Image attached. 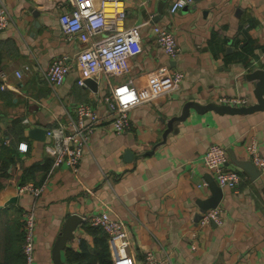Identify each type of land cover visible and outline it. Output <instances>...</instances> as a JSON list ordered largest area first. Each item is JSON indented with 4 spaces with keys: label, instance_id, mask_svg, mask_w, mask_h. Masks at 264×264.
<instances>
[{
    "label": "crops",
    "instance_id": "0c3cea01",
    "mask_svg": "<svg viewBox=\"0 0 264 264\" xmlns=\"http://www.w3.org/2000/svg\"><path fill=\"white\" fill-rule=\"evenodd\" d=\"M3 1L11 22L0 30V71L6 75L0 80L4 84L0 87V145L11 147L13 160L0 185L4 203L0 208L1 255L11 231L20 254L17 235L21 239L22 212L33 201L31 193L16 196L15 187L22 180L41 181L51 159L44 148L46 133L41 141L29 135L28 129L64 124L80 102L104 111L102 95L108 90L103 81L96 90L77 84L75 62L82 43L76 37H64L58 23L70 0ZM171 1L122 0L124 26L136 29L138 43L129 58V73L111 82L131 77L140 87L155 71L179 69L184 74L180 87L135 106L125 132L116 134L110 126L99 125L84 149L78 179L64 165L51 173L35 206V264H53L52 245L73 214L82 221L66 248L80 251L82 239L91 253L83 264H98L92 256L94 235L86 230L84 217L101 208L81 184L107 201L111 215L127 224L137 264H143L147 251L158 257L169 255L172 264H264V168H258L260 174L253 178L241 165L251 161L246 145L252 138L264 157V105L246 113L198 112L191 107L184 119L167 124L181 114L186 101L225 105L218 97L238 95L250 105L257 103L258 79L246 75L264 70V0H193L169 14ZM154 25L167 26L175 35L179 47L175 59L155 43ZM57 57H66L71 68L52 91L43 70ZM24 65L30 72L16 77L14 71ZM21 142L26 143V150L18 148ZM212 143L226 148V167L237 170L241 179L236 190L220 187L217 207L222 223L200 227V202L212 196L210 182L215 178L199 159ZM202 181L206 185L198 186ZM106 241L112 264L107 236ZM63 255L64 250L61 257L67 264Z\"/></svg>",
    "mask_w": 264,
    "mask_h": 264
},
{
    "label": "built area",
    "instance_id": "2783aa9c",
    "mask_svg": "<svg viewBox=\"0 0 264 264\" xmlns=\"http://www.w3.org/2000/svg\"><path fill=\"white\" fill-rule=\"evenodd\" d=\"M193 0H172L169 14L176 13L186 7ZM126 12L122 0H70V7L63 10L59 17V27L66 38L80 40L82 47L76 55L78 71L77 84L85 86L86 79H92L98 86L103 81L107 85V92L102 95L106 110L99 111L91 104L80 102L74 106L73 113L67 116L64 124L46 128L48 141L44 145L45 152L51 157V165L43 180L39 184L26 181L14 189L17 196L31 193L33 201L30 207L22 212L23 239L21 250L24 264L36 263V246L34 241L35 206L37 199L43 192L51 173L61 165L68 167L75 179H78L80 160L84 149L88 145L91 133L105 124L114 133L119 134L130 128V111L137 105L150 102L162 95H169L177 90L183 80V72L179 69L165 71L163 69L151 73L144 85L136 87L131 77L126 81L113 84L111 79L129 73V58L134 53L138 43V35L133 27H125ZM11 22L9 11L3 0H0V30L5 29ZM105 35V36H103ZM153 39L166 56L175 59L179 47L176 37L167 26L154 25ZM71 68L66 57L53 59L47 69L43 70V77L52 91L63 83ZM30 72V67L24 65L14 71L18 78ZM6 75L0 71V80ZM3 88L4 84L1 83ZM218 102L234 107L250 105L246 97L231 95L220 96ZM28 123V119H23ZM20 150H26V143L21 142ZM246 152L251 162L259 169L264 168V157L254 138L246 145ZM200 164L214 175L219 187L236 190L241 174L237 170L226 167L227 151L219 143L210 144L201 155ZM84 192L98 200L101 210L90 214L84 219L92 225L103 229L107 235L109 245L113 249L112 264H137L131 250L130 233L127 224L118 216L111 215L109 203L96 197L94 191L81 184ZM206 185L202 181L198 186ZM4 203L0 201V208ZM221 210L219 207L208 208L200 213L198 225L204 227L210 223L221 224ZM192 248L194 246L192 245ZM143 264H172L169 255L161 257L152 251L144 255Z\"/></svg>",
    "mask_w": 264,
    "mask_h": 264
},
{
    "label": "water",
    "instance_id": "95a60500",
    "mask_svg": "<svg viewBox=\"0 0 264 264\" xmlns=\"http://www.w3.org/2000/svg\"><path fill=\"white\" fill-rule=\"evenodd\" d=\"M246 76L247 78H257L258 79L255 85V89H254V95L257 98L256 104L234 107L230 105H218L216 103H209L207 105H202L196 101H186L183 104L181 114L172 116L167 121L168 126H171L173 121L184 119L188 115L189 109L191 107L194 108L198 112H202L206 109H214L219 113H225V112L246 113V112H252L255 109L262 108V106L264 105V70L257 69V70L250 72ZM85 85L89 86L93 90H96L97 88V84L92 79H86ZM28 133L29 135L35 137L36 139L43 141L44 135L46 133V129L40 128V127H31L28 129ZM241 165H243L242 167L253 178H256L259 176L260 174L259 169L251 161H242ZM210 189L212 192V196L200 202V206L203 209V211L208 208L216 207L222 195L221 188L216 185V182L214 180L210 182ZM14 200H15V197H12L11 201H14ZM81 221H82V217H80L77 214L70 215L64 221L61 231L58 233L55 239V242L52 245L51 259H52L53 264H63L61 252L67 247V243L73 239L74 231L76 230L77 226L81 223Z\"/></svg>",
    "mask_w": 264,
    "mask_h": 264
},
{
    "label": "trees",
    "instance_id": "16d2710c",
    "mask_svg": "<svg viewBox=\"0 0 264 264\" xmlns=\"http://www.w3.org/2000/svg\"><path fill=\"white\" fill-rule=\"evenodd\" d=\"M3 135L9 136L10 134H3ZM2 141H4V138ZM12 160L13 157H12L11 147L1 144L0 145V185H1V179L4 175H6L7 168L12 162ZM50 165H51V159L46 165L45 168L46 171L43 177L45 176ZM43 177L41 178V181L43 180ZM26 181L29 180H22L21 183H24ZM41 181H39L38 183L33 181V183L39 184ZM86 226H87L86 230L90 232L92 235H94L93 244L95 247V251H94L95 254L92 255L93 258L98 261V264H111V260H110L111 257L106 241V236H107L106 233L103 231L102 228L97 226H92L89 223H86ZM21 228H23L22 223H21ZM13 233L14 232L11 231V234L8 233L6 235L7 241L6 244H4L3 246L4 253H2V255L0 254V264H24L23 254L21 250L23 230L21 232V239L17 235L18 241L20 240L19 245L17 243V245L20 248V254H18V251L16 250V245H15L16 239L14 238ZM79 244L78 245L80 247V251H77L75 249L73 250L67 248L64 249L65 261L67 264H83V261L86 258H88L89 254H91L86 249L85 241L81 239L79 241Z\"/></svg>",
    "mask_w": 264,
    "mask_h": 264
},
{
    "label": "rangeland",
    "instance_id": "374dc122",
    "mask_svg": "<svg viewBox=\"0 0 264 264\" xmlns=\"http://www.w3.org/2000/svg\"><path fill=\"white\" fill-rule=\"evenodd\" d=\"M25 183V182H24ZM21 184H23V183H21ZM19 185V184H18Z\"/></svg>",
    "mask_w": 264,
    "mask_h": 264
}]
</instances>
